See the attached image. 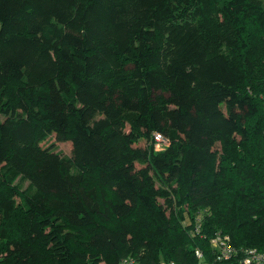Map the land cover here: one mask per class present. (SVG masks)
<instances>
[{
    "label": "trees",
    "instance_id": "16d2710c",
    "mask_svg": "<svg viewBox=\"0 0 264 264\" xmlns=\"http://www.w3.org/2000/svg\"><path fill=\"white\" fill-rule=\"evenodd\" d=\"M218 235L264 249V2L0 0V264H213Z\"/></svg>",
    "mask_w": 264,
    "mask_h": 264
},
{
    "label": "rangeland",
    "instance_id": "374dc122",
    "mask_svg": "<svg viewBox=\"0 0 264 264\" xmlns=\"http://www.w3.org/2000/svg\"><path fill=\"white\" fill-rule=\"evenodd\" d=\"M225 1H231V0H225ZM260 1L264 2V0H260ZM124 129H125L126 133H129L132 131L131 126L128 124H125ZM164 136H166V135H164ZM166 138H167V136H166ZM170 145H171V141H169V145L167 146V148H169ZM144 146H145L144 142L143 143L141 142L138 147L144 148ZM43 147H44V149L53 150L56 153H59L62 156H67V157H70L72 155V151H73L72 143L65 141L60 136H58V134L52 135L43 144ZM167 148H165L164 150H166ZM147 166H148V162H147ZM137 168L141 169L142 166L140 164H137ZM160 202L163 205L165 204L164 200H160ZM222 236H224V235H222ZM229 245H231V238L230 237H224L222 239H218V241H215V239H213L211 241L212 250L214 252L216 250V260H214L212 262L213 264H218L217 261L220 262L219 264H239L241 261H243L244 254L241 251H237L229 259L222 258V254H220V250L224 251V247L229 246ZM260 251H262V250H260ZM197 258L199 261H201V264H203V254L200 251L197 252Z\"/></svg>",
    "mask_w": 264,
    "mask_h": 264
},
{
    "label": "built area",
    "instance_id": "2783aa9c",
    "mask_svg": "<svg viewBox=\"0 0 264 264\" xmlns=\"http://www.w3.org/2000/svg\"><path fill=\"white\" fill-rule=\"evenodd\" d=\"M154 139L156 142V149L158 150H164L168 145H169V140L164 136L163 134L157 132L154 135ZM224 237H229V236H222L218 235L215 238V241H218V239H222ZM237 252L233 247L225 246L224 251L220 250V254H222V258L229 259L232 255H234ZM244 254V259L241 261L239 264H264V249L262 251L260 250H253V249H246L243 252ZM120 264H135L134 261L129 260V261H123ZM161 264H166V263H161ZM174 264V263H172Z\"/></svg>",
    "mask_w": 264,
    "mask_h": 264
}]
</instances>
